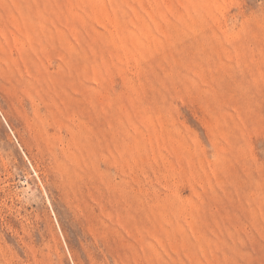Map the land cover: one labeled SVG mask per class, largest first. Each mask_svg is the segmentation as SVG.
<instances>
[{
  "label": "rangeland",
  "instance_id": "374dc122",
  "mask_svg": "<svg viewBox=\"0 0 264 264\" xmlns=\"http://www.w3.org/2000/svg\"><path fill=\"white\" fill-rule=\"evenodd\" d=\"M0 264H264V0H0Z\"/></svg>",
  "mask_w": 264,
  "mask_h": 264
}]
</instances>
